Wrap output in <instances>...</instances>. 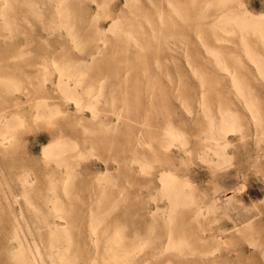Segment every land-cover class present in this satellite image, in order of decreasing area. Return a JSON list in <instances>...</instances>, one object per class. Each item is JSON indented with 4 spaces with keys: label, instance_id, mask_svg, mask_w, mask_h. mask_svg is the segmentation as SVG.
<instances>
[{
    "label": "rangeland",
    "instance_id": "374dc122",
    "mask_svg": "<svg viewBox=\"0 0 264 264\" xmlns=\"http://www.w3.org/2000/svg\"><path fill=\"white\" fill-rule=\"evenodd\" d=\"M31 1L34 2V6H32ZM133 1L97 0L93 2V0H89L84 2L83 6H79L74 4V0H69L67 3L71 6V9L68 8V12L70 11L69 13L76 16L75 20L70 18L76 23L74 26H76V33L79 35V37L77 36V43L81 46L80 49H77L79 46L74 47L66 27H62L61 30L59 22L55 21L56 23H54L52 29H49L51 22L49 15L51 10L49 4L51 2L49 0H11V3L6 0L3 6L4 0H0L1 11L8 8V11L1 12L8 19L2 14L0 17V133L12 135L8 147L0 146V229H2V231L0 230V264H32L27 261L26 255L22 258L21 253H16L18 252L17 249L23 247L28 249V245L33 248L36 246L38 250L43 251L41 252L43 254L41 260L39 259L41 264H48L51 260L52 262L55 260V264H58L57 260L59 264L62 261L63 264H71L72 262V264H93L94 262V264H109L115 257V261L110 264L114 262H116L114 264H119L117 262L122 260V257L123 260L126 259L124 261L126 264H264V169L258 167L257 173L250 177L243 189V192L246 190L248 192L240 201L237 188L239 189L241 186V179L237 174V167L241 161L238 158L237 151H235L239 145V132L236 130L231 133L234 139V146L231 147L234 153H232V156H234L232 157V164L230 163L229 166L223 163L222 138H220V136L222 137V132H220L222 125L220 126V124H222L221 118L225 109V105H223L225 97L228 101V107L231 111L233 110L234 118L244 111L247 121L251 125L249 113L242 106L243 103L238 100L235 84L239 77L242 78L246 70L254 69L255 66V68H264V42L262 41L264 37H260L258 33L254 34L251 31H238L237 25H231L237 31L223 33L220 31L222 30L220 26H223L222 21L216 23L220 26L210 23L219 20L227 13L244 16L248 12H252L256 17L260 15L259 17L264 18V0H227V3L219 4L222 7L217 6L218 0H214L217 5L212 0H200L202 5H199V8L202 7L200 12L203 13L199 19L202 21L201 24L192 27L189 34L184 32L175 34V37L180 39L179 43L182 47H187L179 48L177 51L173 50L174 53H177L176 61L178 64H174V60L169 57L166 59L167 63L151 66L150 68L134 65L118 67L108 65L103 67L104 63L113 64L122 55L132 54L140 50V47L136 49L134 45L141 37H157L160 35L161 29L169 26L171 21L183 23V20H180L176 14L175 9L191 2V0ZM35 4L37 7H35ZM86 9V17L84 18L87 20L85 23L100 12L98 24L104 30L108 29L113 20L112 17L106 15L112 13L116 19H120L119 26L123 27V30L134 29L133 32L136 34H134L133 44L131 37H125L124 34H128L126 31L114 32L109 30L103 35L106 40L105 48L96 49V44L103 45L104 40L98 39L99 37L95 33L92 35L83 33L84 29L81 22L83 16L80 14L81 11ZM6 12L7 14H5ZM142 17H145V19ZM160 20L163 21L160 22ZM262 20L264 22V19ZM8 24L13 28H8ZM16 24L17 27H15ZM214 26L216 27L214 28ZM4 28L6 29L4 30ZM10 28L15 32L12 29L10 32ZM200 28L207 30L212 28L217 32L197 33L196 30ZM14 34H16V37H14ZM116 35L118 37H115ZM120 36L127 39H124V42L121 43L118 41L121 38ZM243 37L246 38L247 42L243 41ZM201 42L205 44L202 45ZM2 50H6V52L3 53ZM250 52L254 54L252 55ZM53 58L56 63L58 61L59 66L66 67L68 71L66 72V69H64L66 73H72H70V75H73L70 79L72 82L71 88H75L73 89L74 92L72 90L73 97L82 96V101L87 103L91 99L90 97L93 96L92 93H95V96L97 95V97H93L96 98L94 100H96L95 103L98 104L96 107L99 110L96 116L91 114L89 108L84 107V110L80 111L73 100L64 98V92L56 85L58 80L57 71L50 64L52 61L49 59ZM218 59L219 61H226V64L223 61L222 64H219ZM70 62L74 63L71 64ZM84 62L87 65H83ZM75 64H77V69ZM84 66H86V69H84ZM96 66L101 68L99 72L96 71ZM226 66L231 72L225 71ZM82 70L84 71L82 72ZM194 71L197 73H194ZM74 72L82 76L79 78V74L77 75L79 82L76 84L74 80L76 81L77 76L75 77ZM84 72L85 74H83ZM134 73L139 74L136 80H132L131 77ZM46 74H48L49 80H45ZM236 74L238 75L236 76ZM200 75L201 78H199ZM232 75L234 78L236 77L234 82H231L233 81ZM84 77L85 79H83ZM208 78H213L214 82H209ZM201 80L203 84L200 83ZM263 81L262 78L259 80L248 76L247 82L250 91H252V100L254 103H259L263 111L262 115H264ZM256 94L259 99H256ZM204 111L207 116L204 115ZM118 115H120V118H118ZM80 116L83 118H80ZM168 124L172 126L170 127ZM210 125L214 127H210ZM173 126L175 127L174 133L179 135L180 132V140L176 139L177 145L170 144V148L166 146L169 141L171 142V136L167 133L169 134V129L172 128L171 130H173ZM215 127L218 129L214 131ZM164 128L167 133L162 130ZM184 133L185 136H182ZM166 135L170 137L168 140ZM140 137L144 139L142 142L138 141ZM212 137L219 140V145L215 144L216 141ZM237 138L238 140L235 141ZM162 139L164 140L162 141ZM181 140L184 146L180 144L182 143ZM57 142L59 144L55 155L48 158L43 147L55 146ZM204 152L205 154H203ZM133 156L135 161L132 160ZM145 156L147 159L143 158ZM144 159L146 160L144 161ZM147 160L148 162H146ZM145 162L148 164L145 165ZM58 164L60 165L58 166ZM143 167L148 170H143ZM150 167L152 168L150 169ZM50 169H55L51 172L53 175L49 174L48 170ZM165 169L174 171L178 179L180 178L179 181L182 182L187 179L193 185V195L180 199L184 204L179 203L180 200L179 202L176 201L177 205L173 204L165 194L164 188L163 191L161 190L163 184L160 174ZM227 171H230L231 174L227 175ZM67 172L75 174L70 173L74 177L70 179L69 176L68 183L64 182L66 183L65 189L68 190H66V193L63 192L62 181ZM28 173L33 176V182L29 185L28 192H25L21 180L25 178V174L28 176ZM53 176H55V179ZM52 181H56V183ZM67 185L68 187H66ZM53 186H55L56 191H59H51L50 188ZM87 187L88 189H86ZM23 193L28 200L23 198ZM90 193L94 194L91 196ZM16 195H20V198ZM191 196H193L194 202H191ZM15 197L18 200H15ZM189 198H191V201ZM241 202L247 204L251 214H255L256 209L261 207L259 209L260 214L254 215V219L257 217L255 220L263 219L260 226L246 228V222H238L241 218V210H239L241 209L239 207ZM254 203H258L257 208H254ZM172 204L178 212L172 207ZM228 204L233 206L231 207ZM54 205H57L59 209L57 212H60V214L64 210L66 211L61 214L62 216L65 215L61 218V222L66 225V230L65 233H60L62 235H59L61 236L59 240L58 236H55L59 233L52 234L49 232V226L47 225L48 220L54 219V214H56V208H53ZM178 205L179 207H177ZM89 206H92V208H89ZM226 207L229 209L226 210ZM158 208L160 209L158 210ZM172 210L173 214H171ZM179 211L181 215L178 214ZM169 212H171L170 215ZM174 213L175 217L177 215L176 218L173 217ZM23 214L25 216L21 217ZM157 214H161V217ZM146 217L148 220H146ZM94 218L98 223L94 221ZM92 220L96 224H91ZM166 220L172 222L168 221L169 223L166 224ZM16 224L21 225L20 228ZM13 228L18 232H14ZM237 228L240 232H237ZM20 229L23 232H20ZM92 229H96L98 235L91 232ZM66 231L71 234L67 235ZM171 233L173 239L170 236ZM63 234H66L65 237H62ZM53 235L54 237H52ZM113 236L120 238V240L124 238V240L121 242ZM178 236L181 239L180 241L176 239L179 238ZM184 236L186 240L188 239L187 241ZM192 237L197 243L194 242L195 240L192 242ZM175 239L178 242H175V245L179 242L180 244L177 246L181 247L184 243L185 245L171 250ZM91 240H97V244ZM203 240L204 242H201ZM57 241L59 242L57 243ZM147 241H150V245L147 244ZM168 241L172 242L168 243ZM190 241L196 245L190 244ZM60 242L61 244H59ZM172 243L173 245H171ZM121 244L126 246L127 244L128 246L134 244V246L132 248L130 246L131 251L128 247L129 251L127 249L128 252L126 253V246ZM137 244L140 246H136ZM167 244H170L172 248ZM108 245L113 247L111 246V248ZM189 245L191 246L189 247ZM56 246H59L60 249ZM214 246H217L218 249ZM64 247H66L65 253L62 250ZM183 247L186 251L183 250ZM196 247L197 249L194 250ZM105 248L107 253H105ZM133 248H138V251H140L138 252L136 249V252H134ZM59 250L62 251L60 254L58 253ZM197 250L198 252L202 251V253L205 251L208 256L203 253V257L202 253H198ZM119 251L122 252L119 253ZM123 251L128 254L125 255L126 257L123 256L125 254ZM181 251H183L182 254H180ZM192 251L195 252V255ZM55 253L56 255L58 253L57 257H55L56 255L53 257ZM115 253L121 259L118 258L119 260H117V256H112ZM25 254H28V252ZM64 254H67V256L65 257ZM13 255H17L20 260L17 256H15L16 258L13 257ZM72 256L74 259H72ZM108 257H112L109 259L110 262L108 260L106 262ZM132 258L135 259L134 262ZM42 259L44 261L47 259L46 263ZM63 259L66 261L64 262ZM124 262L123 264H125Z\"/></svg>",
    "mask_w": 264,
    "mask_h": 264
},
{
    "label": "bare ground",
    "instance_id": "6f19581e",
    "mask_svg": "<svg viewBox=\"0 0 264 264\" xmlns=\"http://www.w3.org/2000/svg\"><path fill=\"white\" fill-rule=\"evenodd\" d=\"M11 0H9V2H10ZM25 1V0H24ZM27 1V0H26ZM51 3L49 4L50 5V7H51V10L49 11V15H50V18H51V22H50V26H49V29L51 30L52 29V27H53V25H54V23H56L55 21H57V22H59V25H60V29L62 30V27H66L67 28V30H68V32H69V36H70V38H71V41H72V43L74 44V47L75 46H77L78 45V38H77V36L79 37V35H77V33H76V30H75V28H76V26H74V25H76V23H74L73 22V20H75V15L73 16V13L71 14V13H69L68 12V8L69 9H71V6L70 5H68V1L69 0H49ZM87 1H89V0H74V4H77V5H79V6H83V4H84V2H87ZM94 1H97V0H93V2ZM133 1V0H132ZM135 1V0H134ZM133 1V2H134ZM212 1H214V0H212ZM211 1V2H212ZM227 0H218V5L216 4L217 2H215V4L217 5V6H219V4H224V3H227L226 2ZM2 2V1H1ZM5 2H6V0H4V3L2 4V6L5 4ZM8 2V3H9ZM13 2V1H12ZM17 2V1H16ZM32 2V1H31ZM31 2H30V4H31ZM37 2V1H36ZM136 2H138L137 0H136ZM135 2V3H136ZM211 2H209L210 4H211ZM213 2V3H214ZM7 3V4H8ZM11 3V2H10ZM9 3V4H10ZM33 3L34 2H32V6H34L33 5ZM128 4H129V2H127ZM208 3V5H210ZM126 4V3H125ZM124 4V5H125ZM137 4V3H136ZM214 4V5H215ZM14 5V4H13ZM36 5V4H35ZM199 5H202L201 4V1L200 0H191V2L189 3V4H186L185 6H183V7H178V9L176 8L175 9V11H176V14L179 16V18H180V20H183L182 22L183 23H180V22H178V21H171V23H170V25L169 26H167L166 28H164V29H161V31H160V35H158L157 37L156 36H153V37H150V36H147V37H145V38H142L141 37V39H138L137 40V38H136V45H134V47H136V49H137V47H140L141 49L140 50H142V51H140V50H137V51H135V52H133L132 54H127V55H122L121 56V58L117 61V62H115V63H111V64H103V67H107L108 65H112L113 67H118V66H130V65H134V66H144L145 68H150L151 66H158V65H162V64H165V63H167L166 62V59L167 58H171V59H173L174 61H173V63L174 64H178V62L176 61V58L178 57L177 56V53H174V51L173 50H175V51H177L179 48H187V47H182V45L179 43V41H180V39L178 38V37H175V34H177L178 32L180 33V32H184L185 34H189L190 32H191V30H192V27H194V26H196V24H201V20H199L200 18H201V15L203 14L202 12H200V11H202V7H200L199 8ZM208 5H206V6H208ZM212 5V4H211ZM214 5H213V8H214ZM10 6V5H9ZM8 6V7H9ZM26 6H28V5H26ZM107 6V5H106ZM105 6V7H106ZM205 6V7H206ZM216 6V7H217ZM1 7V6H0ZM7 7V6H6ZM29 7H31V6H29ZM35 7H37V5L35 6ZM103 7V6H102ZM215 7V8H216ZM219 7H222V6H219ZM4 8V7H3ZM98 8H99V6H98ZM131 8V7H130ZM136 8V7H135ZM208 8H209V6H208ZM208 8H206V9H208ZM8 9V8H7ZM6 9V10H7ZM9 9H11L10 7H9ZM15 9V8H14ZM6 10H2L3 12L4 11H6ZM38 10H39V8H38ZM1 9H0V17H1ZM8 11V10H7ZM10 11V10H9ZM86 11H87V9L86 10H84V11H81V16H83V17H81L82 18V20H81V22H82V27H83V29H84V31H83V33L84 34H88V35H92V34H96L99 38L98 39H102V40H104L103 42H104V44L103 45H99V44H96V49H101V48H105V46H106V40L103 38V35H105L106 33H107V31H114V32H117V31H122V32H124V31H126L128 34L126 35V34H124L125 35V37H131L132 38V40L135 38V36H134V34H136V33H134L133 31H134V29H125V30H123L122 28H121V26H119L120 25V19H116V17H115V15H113L112 13H107V17H112V20H113V22L110 24V26H109V28L108 29H103L102 27H100L99 26V24H98V21H99V18H100V15L99 14H101L100 12H98L97 13V15L95 16L94 15V17H91L92 19L90 20V21H88L87 23H85L86 22V18H84V17H86ZM98 11V10H97ZM14 12V11H13ZM33 12H35V11H33ZM37 12V11H36ZM35 12V13H36ZM41 12V11H40ZM37 13H39V12H37ZM5 14H7V12L5 13ZM11 14V13H10ZM31 14H32V12H31ZM34 14V13H33ZM71 14V15H70ZM95 14V13H94ZM144 14V13H143ZM175 14V15H176ZM226 14V13H225ZM2 15H4V13L2 14ZM22 15V14H21ZM39 15H41V14H39ZM42 15H43V13H42ZM134 15V14H133ZM8 16V15H7ZM169 16V15H168ZM260 16V15H259ZM256 17L252 12H248L246 15H244V16H241V15H232L231 13H227V15H223L219 20H216V21H212V22H210L211 24H214V25H216V23H220L221 21H222V24H223V26L221 27L220 25H216V26H220V28L222 29V30H220V31H222L223 33L224 32H226V33H228V32H235V31H245V32H248V31H251V32H253L254 34H256V33H258L259 35H260V37H264V27H262V26H264V25H262L264 22H263V20L262 19H264L263 17ZM3 17V16H2ZM4 17H5V15H4ZM38 18L40 17V16H37ZM36 17V18H37ZM44 17V16H43ZM43 17H42V19H43ZM73 18V20L71 19V18ZM136 17V16H135ZM223 17H225L224 19H222ZM5 18H7V17H5ZM5 18H3V19H5ZM14 18V17H13ZM142 18H144L145 19V17H142ZM159 18H160V15H159ZM170 18V17H169ZM178 18V19H179ZM8 19V18H7ZM135 19V18H134ZM162 19V18H161ZM15 20V19H14ZM26 20H27V18H26ZM148 20V19H147ZM146 20V21H147ZM159 20V19H158ZM172 20V19H171ZM179 20V21H180ZM161 21H163V20H160V22ZM4 22H6V21H4ZM41 22H43V21H41ZM8 23H9V21H8ZM45 23V22H44ZM146 23H149V22H146ZM14 24V23H13ZM27 24H28V21H27ZM221 24V25H222ZM3 25H5L4 23H3ZM47 25V24H46ZM57 25V24H56ZM122 25V24H121ZM161 25H162V23H161ZM230 25V26H229ZM231 25H237L236 27H238V29L236 30V28H233V26H231ZM129 26H130V24H129ZM140 26V25H139ZM216 26H214V28L216 27ZM7 27V26H6ZM9 27H12L13 28V26H9V24H8V28ZM15 27H17V24H16V26ZM30 27V26H29ZM131 27V26H130ZM149 27L151 28V25L149 24ZM165 27V26H164ZM12 28H10V32L13 30ZM42 28H44V27H42ZM54 28H56L55 26H54ZM59 28V27H58ZM65 28V29H66ZM126 28V27H125ZM219 28V29H220ZM6 28H4V30H5ZM12 29V30H11ZM16 29V28H15ZM26 29V28H25ZM48 29V30H49ZM7 30H9V29H7ZM55 30V29H54ZM53 30V31H54ZM196 30V29H195ZM17 31V30H16ZM29 31V30H28ZM64 31V30H63ZM66 31V30H65ZM143 31V30H142ZM150 31H153V30H150ZM13 32H15L14 30H13ZM20 32V31H19ZM58 32V31H57ZM114 32H112V33H114ZM154 32V31H153ZM196 32L197 33H199V32H213V33H215V32H217V30H215V29H212V28H209L208 30L207 29H205V28H203V29H198V30H196ZM52 33V32H51ZM63 33V32H62ZM143 33V32H142ZM141 33V34H142ZM11 34H13V33H11ZM17 34V33H16ZM16 34H14V37H16L15 35ZM22 34V33H21ZM67 34V33H66ZM119 34V33H118ZM8 35V34H7ZM20 35V34H19ZM62 35V34H61ZM146 35V34H145ZM214 35V34H213ZM217 35V34H216ZM215 35V36H216ZM8 36H10V35H8ZM13 36V35H12ZM60 36V35H59ZM81 36V35H80ZM142 36V35H141ZM144 36V35H143ZM218 36V35H217ZM14 37H13V39H14ZM115 37H118L117 35L115 36ZM121 37V36H120ZM123 37V36H122ZM120 38L118 41L119 42H124V39H127V38H125V37H123V38ZM130 38V39H131ZM12 39V40H13ZM118 39V38H117ZM199 39V38H198ZM219 39V38H218ZM217 39V40H218ZM243 39V41H246L245 39V37H243L242 38ZM264 39V38H263ZM11 40V41H12ZM135 40V39H134ZM134 40L132 41V44H133V42H134ZM183 40H185V39H183ZM200 40V39H199ZM214 40V39H213ZM79 41H81L80 39H79ZM128 41H129V39H128ZM263 42H264V40H262ZM118 42V43H119ZM129 42H131V41H129ZM247 42V41H246ZM33 43V42H32ZM80 43V42H79ZM128 43V42H127ZM249 43V42H248ZM129 44V43H128ZM201 44L203 45V44H205V43H202L201 42ZM250 44V43H249ZM13 45H14V43H13ZM245 45V44H244ZM5 46V45H4ZM79 46V45H78ZM77 46V47H78ZM204 46H206V45H204ZM243 46V45H242ZM246 46H247V43H246ZM250 46H251V44H250ZM249 46V48H251ZM80 47L81 46H79V48H77V49H80ZM82 47H83V45H82ZM115 47H116V45H115ZM117 47H118V45H117ZM133 47V46H132ZM203 47V46H202ZM206 48H208V47H206ZM85 49V48H84ZM83 49V50H84ZM87 49H88V47H87ZM113 49H114V47H113ZM75 50H76V48H75ZM82 50V51H83ZM186 50V49H185ZM205 50V49H204ZM210 50H212V49H210ZM253 50H255V49H253ZM3 51V53L4 52H6V50H2ZM187 51V50H186ZM213 51V50H212ZM247 51V50H246ZM17 52V51H16ZM211 52V51H210ZM248 52V51H247ZM255 52V51H254ZM215 53V52H214ZM251 53V52H250ZM212 54V53H211ZM252 54V53H251ZM254 54V53H253ZM252 54V55H253ZM217 55V54H216ZM222 55V54H221ZM251 56V55H250ZM218 57V56H217ZM223 57V56H222ZM221 57V58H222ZM225 57V56H224ZM92 58H93V56H92ZM164 58H165V60H164ZM215 58V57H214ZM252 58V57H251ZM219 59H220V57H219ZM219 59H218V63L219 64H222L221 62L223 61H219ZM224 60H225V58H223ZM231 59H232V57H231ZM49 60H51L52 62L50 63V62H48V63H50V64H52V66L54 67L53 69H55L56 71H57V76H58V80H57V87L59 88V89H61L63 92H64V98L65 99H67V100H73L74 101V104L78 107V109L81 111V110H84V107H87V108H89L90 110H91V114L93 115V116H96L98 113H99V110L97 109V107H96V105H98L97 104V102L95 103V101L96 100H94V99H96V98H93L94 96H95V93H92V97H90L91 99L87 102V103H84L83 101H82V99H81V97H73V92L75 91V90H73V89H75V88H71V84H72V82H71V77L73 76V75H70V73L68 74V73H66V72H68L67 71V69H66V67L65 68H62L63 67V65L62 66H59L58 64V61H57V63L55 62V59L53 58V59H49ZM78 60H80V59H78ZM216 60V59H215ZM252 60H254L253 58H252ZM69 61V60H68ZM85 61H87V60H85ZM216 62V61H215ZM214 62V63H215ZM224 62V61H223ZM226 62V61H225ZM224 62V63H225ZM256 62V61H255ZM61 63V62H60ZM71 64H73L72 62H70ZM77 63V62H76ZM223 63V64H224ZM234 63V62H233ZM254 63V62H253ZM64 64V63H63ZM69 64V63H68ZM226 64V63H225ZM224 64V65H225ZM49 65V64H48ZM76 65L77 64H75V68H76ZM83 65H87V64H85V62L83 63ZM232 65V64H231ZM51 66V67H52ZM67 66V65H66ZM219 66V65H218ZM72 67H74L73 65H72ZM81 67V66H80ZM86 66H84V69H86L85 68ZM88 67V66H87ZM97 67V66H96ZM175 67V66H174ZM224 67V66H223ZM256 67V66H255ZM254 67V69H248V70H246L245 71V73L243 74V76H242V78H240L239 77V79L236 81V84H235V86H236V92H237V95H238V100L240 101V102H242L243 103V105L242 106H244V109L249 113V116H250V123H251V125L249 124V122L247 121L248 119L246 118V114L244 113V111H243V113L242 112H240V114H239V116L238 117H236V118H234V116H233V114H232V111H231V109L228 107V101H227V99H226V97L224 98V103H223V105H225L224 106V111H223V115H222V118H221V120H222V124H220V126H221V131L220 132H222V137L220 136V138H222V157H223V163L224 164H227L228 166H229V164L232 162V157L234 156H232V150L233 149H231V147L232 146H234L233 145V141H234V139L232 138V136H231V133L233 132V131H236V130H238V134H239V136H238V138H239V145L237 146V149L235 150V151H237V153H238V155H239V159H240V165H238V167H237V174L239 175V177H240V179H241V186H240V188L238 189L237 188V192H238V196H240V198H238V197H236V198H238L240 201H242L243 200V198L245 197V193H247L248 192V190H246L245 192H243V189H244V187H245V185H246V183H247V181L250 179V177L252 176V175H254V174H256L257 173V171H258V167H260V168H262V169H264V164H263V157H264V115H262L263 113V111H262V108L259 106V103L257 104V103H254L253 102V100H252V95H251V92L252 91H250V88L248 87L249 86V84H247V82H248V76H252L253 78H255V79H259L260 80V78H262V80H264V68H261V67H257V68H255ZM48 68V67H47ZM67 68H69L68 66H67ZM78 68H79V66H78ZM82 68V67H81ZM159 68H161V67H159ZM192 68V67H191ZM64 69H66V72L64 71ZM71 69V68H70ZM77 69V68H76ZM90 69V68H89ZM96 69V71H100V67H97V68H95ZM242 69H244V68H242ZM162 70V69H161ZM168 70V69H167ZM228 70V72H231L228 68H227V66L225 67V71H227ZM235 70V69H234ZM69 71H72V70H69ZM74 71H75V69H74ZM79 71V70H78ZM84 70H82V72H83ZM75 72H77V71H75ZM74 72V73H75ZM86 72V71H85ZM85 72L83 73V74H85ZM90 72H91V70H90ZM145 72V71H144ZM167 72V71H166ZM234 72V71H233ZM73 73V74H74ZM86 73H88V72H86ZM194 73H197V72H195L194 71ZM72 74V73H71ZM76 74V73H75ZM79 73H77L76 75H75V77L78 75ZM127 74V73H126ZM129 74V73H128ZM163 74V73H162ZM229 74V73H228ZM227 74V75H228ZM233 74V73H232ZM48 74H46L45 75V80H49V78H48V76H47ZM82 75V74H81ZM146 75V74H145ZM169 75V74H168ZM203 75H205V74H203ZM238 74H236V76H237ZM127 76V75H126ZM126 76H124V77H126ZM229 76V75H228ZM80 77H82V76H80V74H79V78ZM132 80H136V79H138V77H139V74L138 73H134L132 76ZM169 77V76H168ZM74 78V77H73ZM78 78V76H77V79H76V81L74 80V82H75V84L76 83H78L79 82V79ZM199 78H201V75H200V77ZM232 78H233V81H231V82H234V80H235V78H234V76L232 75ZM83 79H85V77L83 78ZM180 79V78H179ZM231 79V78H230ZM150 80V79H149ZM216 80V79H215ZM84 81V80H83ZM171 81V80H170ZM179 81V80H178ZM208 81L209 82H214V80H213V78H208ZM257 81V80H256ZM46 82V81H45ZM204 82V81H203ZM264 82V81H263ZM150 83V82H149ZM200 83H202V80H201V82ZM205 83V82H204ZM154 84V83H153ZM203 84V83H202ZM206 84V83H205ZM234 84V83H233ZM77 86V85H76ZM79 86V85H78ZM260 86H262V85H260ZM232 88V87H231ZM88 89V88H87ZM89 89H93V88H89ZM139 89V88H138ZM208 89V88H207ZM72 90H73V92H72ZM86 90V89H85ZM262 90V89H261ZM88 91V90H87ZM93 91V90H92ZM99 91V90H98ZM97 91V92H98ZM234 91V90H233ZM77 92H79V91H77ZM89 92H91L90 90H89ZM94 92V91H93ZM102 92V91H101ZM148 92V91H147ZM206 92H208V91H206ZM83 93V92H82ZM88 93V92H87ZM202 93V92H201ZM205 93V92H204ZM203 93V94H204ZM263 93V92H262ZM2 94V93H1ZM88 94H90V93H88ZM87 94V95H88ZM97 94V93H96ZM101 94V93H100ZM150 94V93H149ZM202 94V95H203ZM208 94V93H207ZM254 95H255V93H253ZM79 96H80V94H78ZM86 95V94H85ZM152 95V94H151ZM175 95V94H174ZM200 95V94H199ZM236 95V96H237ZM201 96V95H200ZM205 96H206V94H205ZM204 96V97H205ZM257 94H256V99H259V98H257ZM85 97V96H84ZM95 97H97V95L95 96ZM203 97V96H202ZM86 99V98H85ZM203 99V98H202ZM86 101V100H85ZM91 101V102H90ZM93 101V102H92ZM97 101H98V98H97ZM209 101V100H208ZM205 103V102H204ZM263 104V103H262ZM210 106V105H209ZM264 106V105H263ZM165 107V106H164ZM202 108H203V106H202ZM222 108V107H221ZM206 110H207V108H206ZM209 110V109H208ZM203 111V110H202ZM208 112V111H207ZM204 115H206V113H205V111H204ZM210 115V114H209ZM248 115V114H247ZM83 116V115H82ZM207 116V115H206ZM3 117V116H2ZM85 117V116H84ZM80 118H83V117H81L80 116ZM118 118H120V115H118ZM207 119V118H206ZM213 119V118H212ZM220 120V119H219ZM214 121H216L215 119H214ZM213 124H214V122H213ZM112 125V124H111ZM169 125V124H168ZM167 125V126H168ZM215 125V124H214ZM166 126V125H165ZM170 126V125H169ZM172 126V125H171ZM170 126V127H171ZM169 127V128H170ZM210 127H214V126H211L210 125ZM216 127H218V126H216ZM214 128L213 130L215 131V129H218V128ZM113 128V127H112ZM172 129V128H171ZM171 129H169L168 130V128H167V130H168V132H169V134L167 133V131H166V129L164 128V129H162V130H165L164 132L165 133H167V135H170L171 136V142L169 143L168 142V144L166 145V146H169L170 148H171V146H170V144H173L174 146H175V144L177 145V142L175 141L176 139H179L180 138V132H179V129H178V132H179V135L178 134H176V133H174V129H175V127L173 126V130H171ZM206 129V128H205ZM210 130V129H209ZM176 131H177V129H176ZM175 131V132H176ZM177 132V133H178ZM213 132V131H212ZM217 132V131H216ZM182 133V132H181ZM205 133V132H204ZM209 133H211V131H209ZM236 133V132H235ZM216 134V133H215ZM163 135V134H162ZM166 135V136H167ZM217 135H221V134H217ZM236 135V134H235ZM11 136L12 135H10V134H8V133H0V146L1 147H8V145H9V143H10V139H11ZM135 136V135H134ZM165 136V137H166ZM182 136H185V133H184V135H182ZM213 136V135H212ZM104 137V136H103ZM164 137V138H165ZM217 137V136H216ZM219 137V136H218ZM168 138H170V137H168L167 136V140H168ZM182 138V137H181ZM186 138V137H185ZM210 138V137H209ZM213 138V137H212ZM211 138V139H212ZM215 138V137H214ZM213 138V139H214ZM219 138V139H220ZM238 138L235 140V141H237L238 140ZM136 139H137V137H136ZM173 139V140H172ZM144 139H141V137L138 139V141L139 142H142ZM164 139H162V141H163ZM166 140V139H165ZM170 140V139H169ZM180 140V139H179ZM187 140V139H186ZM215 140V139H214ZM214 140H211V141H214ZM221 140V139H220ZM176 143H175V142ZM178 141V140H177ZM216 142H215V144H218L219 145V140L217 139V140H215ZM179 142V141H178ZM181 142H182V140H181ZM167 143V142H166ZM186 143H188V142H186ZM58 142L55 144V146H46V147H43L44 149V153H45V155L46 156H48V158H51V157H53L54 155H55V151H56V149H57V147H58ZM180 144H183V142L182 143H180ZM180 147H182V146H184V144L181 146V145H179ZM185 146H187V145H185ZM165 148V147H164ZM217 150V149H216ZM215 151V150H214ZM206 152V151H205ZM205 152L203 153V154H205ZM218 152V151H217ZM216 152V153H217ZM234 154V153H233ZM140 155V154H139ZM142 155V154H141ZM145 155V154H144ZM210 155V154H209ZM136 156H138V155H136ZM203 156V155H202ZM236 157V156H235ZM143 158H146V156L145 157H143ZM210 158V157H209ZM208 158V159H209ZM134 159V156H133V158H132V160ZM135 159H137V158H135ZM138 159H140V158H138ZM147 159V158H146ZM146 159H144V161L146 160ZM236 159V158H235ZM131 160V161H132ZM233 160H234V158H233ZM238 160V159H237ZM133 161H135V160H133ZM138 161V160H137ZM144 161H142L143 163H144ZM146 162H148V160L146 161ZM145 162V165L146 164H148V163H146ZM232 164V163H231ZM60 164H58V166H59ZM140 165V164H139ZM142 166H145V165H143V164H141ZM151 164H150V162H149V166H150ZM141 166V167H142ZM149 166H146V167H149ZM233 166V165H232ZM227 167V166H226ZM231 167V166H230ZM234 167V166H233ZM152 167H150V169H151ZM223 168V167H222ZM227 168H229V167H227ZM254 168H255V170H254ZM144 169H146V170H148L147 168H144L143 167V170ZM53 170H55V169H50V170H48L50 173L49 174H52L53 175V173H51ZM145 170V171H146ZM224 170V169H223ZM227 170V169H226ZM59 172V171H58ZM226 172V171H225ZM70 173H72V172H67L65 175H64V179H63V183H62V186L64 187H62L63 188V192H66V190L67 189H65V185H66V183H68L67 182V179H71V175H70ZM144 173V172H143ZM29 174V173H28ZM73 175L75 174V173H72ZM231 174V172L230 171H227V175H230ZM48 175V174H47ZM161 176H160V178H161V182H162V184H163V187H161L162 189V191H163V188H164V192H165V194L167 195V197L170 199V201H172L173 202V204H175V205H177L176 204V201L177 202H179V200L181 199L182 200V198H185L186 196H190V195H193L192 193H193V185L191 184V182L190 181H188L187 179H185V181H179V179H178V177H177V175H176V173H174V171H172V170H169V169H165V170H163L162 172H161V174H160ZM224 175V174H223ZM226 175V174H225ZM70 176V177H69ZM99 176V175H98ZM234 176V175H233ZM258 176V175H257ZM48 177H49V175H48ZM60 177V176H59ZM69 177V178H68ZM74 177V176H73ZM72 177V178H73ZM224 177V176H223ZM264 177V176H263ZM24 178V177H23ZM51 178V177H50ZM53 178L55 179V176H53ZM56 178H57V176H56ZM101 179V178H100ZM99 179V180H100ZM104 179V178H103ZM257 179V178H256ZM53 180V179H52ZM223 180V179H222ZM258 180V179H257ZM260 180V179H259ZM72 181V180H71ZM71 181H70V183H71ZM102 181V180H101ZM100 181V182H101ZM21 182H22V185L24 186V190L23 191H27L28 192V190L30 189V184L33 182V176H31L30 174L28 175V176H26V174H25V178L23 179V180H21ZM53 183H56V181L54 182V181H52ZM64 182H66V183H64ZM263 182V181H262ZM52 183V184H53ZM70 183H69V186H70ZM74 183V182H73ZM82 184V183H81ZM33 185V184H32ZM99 185H100V183H99ZM237 185V184H236ZM264 185V184H263ZM91 186V185H90ZM105 186V185H104ZM66 187H68V185L66 186ZM89 187V186H88ZM88 187L86 188V189H88ZM226 187V186H225ZM90 188V187H89ZM94 188H95V186H94ZM65 189V190H64ZM259 189H261V188H259ZM50 190L51 191H56V189H55V186H53V187H51L50 188ZM97 190V189H96ZM59 191V190H58ZM58 191H56V192H58ZM68 191V190H67ZM69 191H71V190H69ZM225 191H227V190H225ZM98 192V191H97ZM161 192V191H160ZM16 193V192H15ZM67 193V192H66ZM28 194V193H27ZM91 194V193H90ZM90 194H89V196H90ZM94 194V193H93ZM93 194H91V196L93 195ZM162 194H164V193H162ZM23 195H24V193H23ZM98 195V194H97ZM165 195V196H166ZM195 195V194H194ZM18 198H20V195H16ZM28 196V195H27ZM158 196V195H157ZM164 196V195H163ZM162 196V197H163ZM164 196V197H165ZM97 197V196H96ZM102 197V196H101ZM104 197V196H103ZM161 197V198H162ZM166 197V198H167ZM192 197V201H191V198H189L190 199V201L191 202H194V200H193V196H191ZM195 197V196H194ZM23 198H25V200L27 199L28 200V198L24 195L23 196ZM91 198V197H90ZM151 198V197H150ZM154 198V197H153ZM217 198V197H216ZM262 198V197H261ZM155 199H156V197H155ZM195 199V198H194ZM215 199V198H214ZM242 199V200H241ZM15 200H18V199H16V197H15ZM149 200V199H148ZM153 200V199H152ZM180 200V201H181ZM264 200V199H263ZM92 201V200H91ZM216 200H214V202H215ZM229 201H231V200H229ZM237 201V200H236ZM236 201H235V203H236ZM187 202V201H186ZM214 202H213V204H214ZM232 202V201H231ZM179 203H182V201L181 202H179ZM188 203V202H187ZM216 204H217V202H215ZM228 203V202H227ZM143 204V203H142ZM173 204H172V207H173ZM182 204H184V203H182ZM232 204V203H231ZM237 204V203H236ZM236 204H234V205H236ZM151 205V204H150ZM228 205H230V204H228ZM228 205H226L227 207H228ZM238 205V204H237ZM250 205V204H249ZM165 206V205H164ZM231 206V205H230ZM229 206V207H230ZM233 206V205H232ZM231 206V207H232ZM253 206V205H252ZM251 206V207H252ZM92 208V206H89V208ZM99 208H100V206H98ZM158 207V206H157ZM177 207H179V205L177 206ZM182 207H183V205H182ZM217 207V206H216ZM223 207V206H222ZM226 207V210L227 209H229V208H227ZM238 207V206H237ZM239 207H241V209H239V210H241L240 211V214H241V218H240V220L238 221L239 223H245V227L246 228H249V227H251V228H254V227H257V226H260L261 224H262V220L263 219H258V220H255L254 219V215H257V214H260V211H259V209L261 208V207H259V209H256L257 210V212L255 213V214H251L250 213V208L247 206V204L246 203H244V202H241V204L239 205ZM258 207V203H254V208H257ZM54 209L56 208V214H54V219H50V220H48L49 222L47 223V225L49 226V232H51L52 234H56V233H59L58 235H55L56 237L58 236V240H59V237H61V236H59V235H62V234H60V233H65V230H66V225H64L62 222H61V218H63L64 216H62L61 214L65 211H63L61 214H60V212H57V211H59V209H58V207H57V205H54V207H53ZM65 208V207H64ZM98 208V209H99ZM102 208V207H101ZM170 208H171V206H170ZM173 208H175V207H173ZM58 209V210H57ZM63 209V208H62ZM61 209V210H62ZM143 209V208H142ZM153 209V208H152ZM152 209H150V210H152ZM160 208H158V210H159ZM168 209V208H167ZM180 209V208H179ZM213 209V208H212ZM264 209V208H263ZM77 210V209H76ZM79 210V209H78ZM92 210V209H91ZM100 210V209H99ZM113 210V209H112ZM147 210H149V209H147ZM149 210V211H150ZM171 210V209H170ZM175 210H176V208H175ZM231 210V209H230ZM234 210V209H233ZM232 210V211H233ZM238 210V211H239ZM101 211V210H100ZM130 211V210H129ZM177 211V210H176ZM175 211V212H176ZM202 211V210H201ZM209 211V210H208ZM66 212V211H65ZM132 212V211H131ZM157 212V211H156ZM178 212V211H177ZM237 212V211H236ZM235 212V213H236ZM12 213H15V212H12ZM76 213V212H75ZM150 213V212H149ZM148 213V214H149ZM152 213V212H151ZM159 213V212H158ZM170 213L171 212H169V215H170ZM197 213H198V211H197ZM196 213V214H197ZM201 213V212H200ZM233 213V212H232ZM234 213V214H235ZM65 214H67V213H65ZM79 214H82V213H79ZM131 214V213H130ZM144 214V213H143ZM166 214V213H165ZM164 214V215H165ZM171 214H173V210H172V213ZM177 214V213H176ZM178 214H180V211H179V213ZM233 214V215H234ZM237 214H238V212H237ZM0 215H1V213H0ZM152 215V214H151ZM150 215V216H151ZM153 215H155V214H153ZM152 215V216H153ZM161 214H157V216H160ZM167 215V214H166ZM181 215V214H180ZM239 215V214H238ZM237 215V216H238ZM15 216V215H14ZM23 216H25L24 214L23 215H21V217H23ZM67 216V215H66ZM76 216V215H75ZM156 216V215H155ZM173 216V215H172ZM171 216V217H172ZM236 216V217H237ZM261 216V215H260ZM16 217V216H15ZM49 217V216H48ZM81 217V216H80ZM96 217V216H95ZM161 217V216H160ZM171 217H169V218H171ZM173 217H175V213H174V216ZM173 217H172V219H173ZM176 217H177V215H176ZM175 217V218H176ZM185 217V216H184ZM2 218V217H1ZM97 218V217H96ZM155 218V217H154ZM163 218V217H162ZM238 218V217H237ZM49 219V218H48ZM167 219V218H166ZM171 219V220H172ZM182 219V218H181ZM96 219L94 218V221H95ZM98 220H99V218H98ZM146 220H148L147 219V217H146ZM150 220V219H149ZM151 220H152V218H151ZM164 220V219H163ZM171 220H166V224H168L169 222L168 221H171ZM13 221V220H12ZM14 221H16V220H14ZM18 221V220H17ZM95 222H97V221H95ZM100 222V221H99ZM165 222V221H164ZM172 222V221H171ZM236 222V221H235ZM234 222V223H235ZM12 223H16V222H12ZM93 223V220L91 221V224ZM98 223V222H97ZM154 223V222H153ZM177 223V222H176ZM182 223H183V221H182ZM20 224V223H19ZM88 224H90L89 222H88ZM93 224H96V223H93ZM171 224V223H170ZM178 224V223H177ZM188 224V223H187ZM236 224V223H235ZM13 225H15V224H13ZM16 225H18V224H16ZM68 225H69V223H68ZM150 225H151V223H150ZM153 225V224H152ZM19 226V225H18ZM21 226V225H20ZM20 226H19V228H20ZM88 226H90V225H88ZM155 226V225H154ZM242 226H243V224H242ZM91 227H92V225H91ZM167 227V226H166ZM172 227H173V224H172ZM178 227V226H177ZM238 227V226H237ZM241 227V226H240ZM239 227V228H240ZM15 228V227H14ZM14 228L12 229L14 232H18V230L16 231V230H14ZM16 228H18V227H16ZM97 228V227H96ZM171 228V227H170ZM169 228V229H170ZM236 228V227H235ZM177 229V228H176ZM179 229V228H178ZM238 229V228H237ZM1 231H2V229H0ZM69 230V229H68ZM150 230V229H149ZM152 230V229H151ZM173 230V229H172ZM175 230V229H174ZM0 231V232H1ZM22 230L20 229V232H21ZM97 231H98V229H97ZM153 231H154V229H153ZM167 231V230H166ZM169 231V230H168ZM171 231V230H170ZM23 232V231H22ZM91 232H93V233H97L96 232V229H92V231ZM149 232V231H148ZM173 232V231H172ZM237 232H240L239 231V229L237 230ZM4 233V232H3ZM50 233V234H51ZM66 233H67V231H66ZM120 233V232H119ZM169 233V232H168ZM174 233V232H173ZM12 234H15V233H13L12 232ZM22 234V233H21ZM68 234H71L70 232L69 233H67V235ZM118 234V233H117ZM149 234V233H148ZM167 234V233H166ZM3 235V234H2ZM1 235V236H2ZM18 235V234H17ZM64 235H66V234H63V236L62 237H65ZM92 235V234H91ZM97 235H98V233H97ZM120 235V234H119ZM118 235V236H119ZM124 235V234H123ZM153 235V234H152ZM12 236V235H11ZM15 236H16V234H15ZM90 236V235H89ZM93 236V235H92ZM91 236V237H92ZM115 236H116V234H115ZM117 236V237H118ZM122 236V235H121ZM170 236H172V239H173V234L171 233V235ZM14 237V236H13ZM52 237H54V235L52 236ZM106 237V236H105ZM109 237H111V236H109ZM114 237V236H113ZM146 237V236H145ZM151 237V236H150ZM179 237V236H178ZM4 238H5V236H4ZM20 238V237H19ZM72 238H73V236H72ZM95 238V237H94ZM93 238V239H94ZM107 238H108V236H107ZM106 238V239H107ZM114 238H116V237H114ZM137 238H139V237H137ZM184 238H185V236H184ZM183 238V239H184ZM193 238V237H192ZM196 238V237H195ZM198 238V237H197ZM206 238H209V237H206ZM212 238H214L215 239V237L214 236H212ZM223 238V237H222ZM13 239V238H12ZM26 239V238H25ZM53 239H55V238H53ZM57 239V238H56ZM55 239V240H56ZM92 239V238H91ZM99 239V238H98ZM101 239V238H100ZM105 239V238H104ZM108 239H110V238H108ZM107 239V240H108ZM113 239V238H112ZM123 240H124V238H122ZM135 239V238H134ZM142 239V238H141ZM147 239V238H146ZM176 239H178L179 241L181 240L180 239V237L179 238H176ZM176 239H175V241H173V243H174V245H173V243L171 244V245H173V248L171 247V245L169 244H167L168 246H170L171 248V250H173V249H178V248H181L183 245H185V243L180 247V246H177V245H179L180 244V242H179V244H176L175 245V242L176 243H178L177 241H176ZM204 239V238H203ZM214 239H212V240H214ZM9 240H10V238H9ZM21 240V239H20ZM63 240H65L64 238H63ZM67 240H68V238H67ZM116 240H120V238H116ZM123 240H120L121 242L123 241ZM126 240V239H125ZM152 240V239H151ZM168 240H170V239H168ZM185 240H186V238H185ZM188 240V239H187ZM186 240V241H187ZM195 239L193 238V240H192V242L194 241ZM207 240V239H206ZM216 240V239H215ZM13 241H15V240H13ZM17 241V240H16ZM74 241V240H73ZM91 241H95V240H91ZM97 241V240H96ZM96 241H95V243H96ZM111 241V240H110ZM114 241V240H113ZM143 241V240H142ZM172 241H168V243L169 242H172ZM183 241V240H182ZM182 241H181V243H182ZM200 241V240H199ZM22 242V241H21ZM54 242V241H53ZM59 241H57V243H58ZM65 242V241H64ZM69 242V240L67 241V243ZM137 242H139V241H137ZM191 242V241H190ZM192 242L190 243V244H192ZM194 242H196V240L194 241ZM201 242H204V240L203 241H201ZM16 243V242H15ZM19 243V242H18ZM17 243V244H18ZM28 243V242H27ZM56 243V242H55ZM74 243V242H73ZM73 243H72V245H73ZM108 243V242H107ZM107 243H106V245H107ZM117 243V242H116ZM135 243V242H134ZM141 243V242H140ZM144 243V242H143ZM150 243V241H147V244L148 245H150L149 244ZM197 243V242H196ZM21 244V243H20ZM26 244V243H25ZM59 244H61V242L59 243ZM97 244V243H96ZM95 244V245H96ZM98 244H99V242H98ZM109 244V243H108ZM113 244V243H112ZM142 244V243H141ZM57 245V244H56ZM75 245H76V243H75ZM106 245H104L105 247H107ZM118 245V244H117ZM121 245H123V244H121ZM147 245V246H148ZM167 245H166V248H167ZM188 245V244H187ZM192 245H196V244H192ZM204 245V244H203ZM202 245V246H203ZM15 246V245H14ZM27 246V245H26ZM29 247H28V249L27 248H24L22 245H21V248L22 249H17L18 250V252H16L17 254L18 253H21L22 255V258H24L25 257V255H26V257H27V261H29V263H32V264H41V262H40V258L42 257L41 255H43L41 252H43V251H40V250H38L37 249V247L36 246H34L35 248H33V247H31V245H28ZM53 246V245H52ZM63 246V244L61 245V247ZM69 246V245H68ZM70 246H71V244H70ZM108 246H110V245H108ZM112 246V245H111ZM110 246V247H111ZM115 246H116V244H115ZM123 246H126V245H123ZM123 246H120V247H123ZM131 246V245H130ZM130 246H128V244H127V246H126V253L129 251V249H128V247L130 248ZM133 246H134V244H133ZM133 246H131V248L133 247ZM136 246H138V244L136 245ZM140 246V245H139ZM138 246V247H139ZM142 246H144V245H142ZM147 246H145V247H147ZM191 245H189V247H190ZM198 246V245H197ZM54 247H55V244H54ZM53 247V248H54ZM59 246H56V248H58ZM95 247H98V246H95ZM113 247V246H112ZM111 247V248H112ZM144 247V248H145ZM149 247V246H148ZM188 247V246H187ZM187 247H186V249H187ZM193 247H195V246H193ZM217 247V246H216ZM215 246H214V248H216ZM218 247H220L219 245H218ZM218 247H217V249H218ZM52 248V247H51ZM52 248V249H53ZM56 248H54V249H56ZM65 248L66 247H64V249H62L63 251L65 250ZM131 248H130V251H131ZM184 249V251H186L185 250V247H183ZM58 249H60V248H58ZM57 249V250H58ZM106 249V248H105ZM117 249V248H116ZM121 249V248H120ZM123 249V248H122ZM121 249V250H122ZM127 249H128V251H127ZM137 249V251H138V248H136ZM136 249H132V250H135L134 252H136ZM140 249V248H139ZM170 249H166V250H170ZM197 249V247L194 249V250H196ZM209 249H212V248H209ZM27 250V251H26ZM78 250V249H77ZM82 250V249H81ZM141 250H142V248H141ZM151 250V249H150ZM181 250V249H180ZM190 251L192 250V248L191 249H189ZM202 250V249H201ZM14 251H16V250H14ZM55 251V250H54ZM67 251V250H66ZM110 251V250H109ZM117 251V250H116ZM115 251V252H116ZM140 251V250H139ZM138 251V252H139ZM144 251V250H143ZM176 251V250H175ZM188 251V250H187ZM189 251V252H190ZM206 251H209V252H211L210 250H206ZM215 251H216V249H215ZM218 251V250H217ZM26 252H28V254H25ZM60 252H62V251H58V253L60 254ZM120 252H122V251H119V253ZM124 252V251H123ZM182 252L183 251H181V253L180 254H182ZM197 252H198V250H197ZM196 252V253H197ZM212 252H214V251H212ZM49 253H50V251H49ZM58 253H57V255H58ZM64 253H65V251H64ZM105 253H107V249H106V252ZM109 253H111V252H109ZM114 253V252H113ZM125 253V252H124ZM123 254V256H127L128 254ZM133 253V252H132ZM158 253V252H157ZM161 253V252H160ZM192 253L194 254L195 252H193L192 251ZM198 253H202V251L200 252H198ZM204 254H207V253H205V251L203 252ZM202 253V255H203V257H204V254ZM13 254H15V253H13ZM62 254V253H61ZM154 254V253H153ZM156 254V253H155ZM169 254H170V252H169ZM172 254V253H171ZM174 254H175V252H174ZM178 255H179V252L177 253ZM186 254H187V252H186ZM191 254V253H190ZM193 254H192V256H193ZM200 254H198V255H200ZM51 255V254H50ZM49 255V256H50ZM54 255H56V253L55 254H53V257H54ZM57 255L55 256V257H57ZM65 255V254H64ZM69 255V254H68ZM80 255H81V253H80ZM103 255H104V253H103ZM112 255V254H111ZM120 255V254H119ZM122 255V254H121ZM130 256H131V254H129ZM135 255V254H134ZM133 255V256H134ZM137 255V254H136ZM166 255V254H165ZM185 255V254H184ZM195 255V254H194ZM198 255H196V256H198ZM210 255V254H209ZM15 256H17V255H15ZM14 255H13V257H15ZM20 256V255H19ZM20 256V257H21ZM24 256V257H23ZM47 256V255H46ZM67 256V254L65 255V257ZM71 256V255H70ZM78 256V255H77ZM112 256H117V253H115V254H113ZM125 256V257H126ZM129 256V257H130ZM160 256H163V255H160ZM186 256V255H185ZM201 256V255H200ZM207 256H208V254H207ZM18 257V256H17ZM51 257V256H50ZM50 257H48L49 259H51ZM60 257V256H59ZM58 257V258H59ZM96 257V256H95ZM94 257V259H96ZM124 257V258H125ZM132 257V256H131ZM187 257H189V256H187ZM205 257H206V255H205ZM16 258V257H15ZM60 258H62V257H60ZM64 258V257H63ZM71 258V257H70ZM76 259H79V258H77V257H75ZM112 258V257H111ZM111 258H107L106 259V262H107V260H108V262H110L109 261V259H111ZM116 258V257H115ZM115 258H114V260L113 261H115ZM118 258H120L121 259V257L120 256H117V260H119ZM134 258V257H133ZM132 258V259H133ZM155 258H156V256H155ZM207 258V257H206ZM209 258V257H208ZM18 259H19V257H18ZM40 259V260H39ZM45 259V258H44ZM44 259H42V261H44ZM52 259H54V258H52ZM57 259V258H56ZM72 259H74L73 258V256H72ZM75 259V260H76ZM130 259V258H129ZM20 260V259H19ZM26 260V259H25ZM24 260V261H25ZM47 260V259H46ZM45 260V261H46ZM64 260V259H63ZM66 260H67V258H66ZM66 260H64V262L66 261ZM75 260H73V261H75ZM83 260V259H82ZM134 260L135 259H133V262H134ZM44 261V262H45ZM49 261V260H48ZM55 261V260H54ZM52 262V260L51 261H49V263L48 264H50L51 262H52V264L54 263L55 264V262ZM60 261V260H59ZM62 261V260H61ZM69 261V260H68ZM67 261V262H68ZM71 261V260H70ZM77 261V260H76ZM95 261H97V260H95ZM103 261V260H102ZM104 261H105V259H104ZM112 261V260H111ZM112 261V262H113ZM124 261H126V259L125 260H123V257H122V260H119L117 263H119V264H123V262ZM129 261H131V260H129ZM26 262V261H25ZM63 262V261H62ZM61 262V264H63ZM66 262V263H67ZM78 262V261H77ZM112 262H110V263H112ZM189 262V261H188ZM43 263V262H42ZM46 263V262H45ZM57 263L59 264V262H58V260H57ZM71 263V262H70ZM73 263V262H72ZM71 263V264H72ZM91 263V262H90ZM95 263V262H94ZM93 263V264H94ZM104 263V262H103ZM109 263V264H110ZM114 263H116V262H114ZM113 263V264H114ZM125 263V262H124ZM130 263V262H129ZM69 264V263H68ZM106 264H108V263H106ZM126 264V263H125ZM131 264V263H130ZM171 264V263H170ZM185 264V263H184Z\"/></svg>",
    "mask_w": 264,
    "mask_h": 264
}]
</instances>
